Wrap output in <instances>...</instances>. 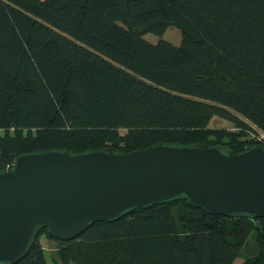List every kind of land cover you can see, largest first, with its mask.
<instances>
[{
  "label": "trees",
  "instance_id": "obj_1",
  "mask_svg": "<svg viewBox=\"0 0 264 264\" xmlns=\"http://www.w3.org/2000/svg\"><path fill=\"white\" fill-rule=\"evenodd\" d=\"M174 25L182 34L164 39ZM160 36L151 42L145 35ZM214 117L237 131L212 128ZM264 133V0H0V172L24 154L130 152L160 143L241 153ZM264 264V217L186 197L96 221L61 241L48 226L17 263Z\"/></svg>",
  "mask_w": 264,
  "mask_h": 264
},
{
  "label": "water",
  "instance_id": "obj_2",
  "mask_svg": "<svg viewBox=\"0 0 264 264\" xmlns=\"http://www.w3.org/2000/svg\"><path fill=\"white\" fill-rule=\"evenodd\" d=\"M182 197L217 215L264 217V146L227 153L160 143L21 155L0 172V264L21 261L44 225L68 241L96 221Z\"/></svg>",
  "mask_w": 264,
  "mask_h": 264
},
{
  "label": "rangeland",
  "instance_id": "obj_3",
  "mask_svg": "<svg viewBox=\"0 0 264 264\" xmlns=\"http://www.w3.org/2000/svg\"><path fill=\"white\" fill-rule=\"evenodd\" d=\"M145 38L148 39L151 42H157L161 39L160 36L148 33L145 35ZM182 34L179 28L175 27L174 25H171L168 30L166 31L164 35V39L170 41L174 45H179L181 43ZM210 126L212 128H227L229 130L237 131V128L234 126V124L230 121H227L220 117H214L210 123ZM261 133V132H260ZM255 239H251L250 242L247 244L246 249L243 253V257L238 259L235 264H241V262L244 260V257H247L249 254L253 253L254 251V241ZM41 242L44 246V249L46 251L47 259L49 264H60L56 259V247L57 242L49 239L46 237V235H43L41 237Z\"/></svg>",
  "mask_w": 264,
  "mask_h": 264
},
{
  "label": "built area",
  "instance_id": "obj_4",
  "mask_svg": "<svg viewBox=\"0 0 264 264\" xmlns=\"http://www.w3.org/2000/svg\"><path fill=\"white\" fill-rule=\"evenodd\" d=\"M251 139H256L258 142H260L261 145L264 146V133L259 132V135L252 134Z\"/></svg>",
  "mask_w": 264,
  "mask_h": 264
}]
</instances>
